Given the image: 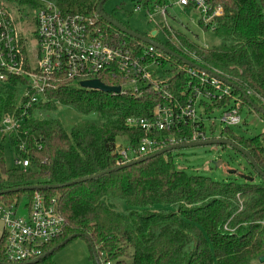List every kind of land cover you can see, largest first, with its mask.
I'll return each mask as SVG.
<instances>
[{
  "label": "trees",
  "instance_id": "trees-1",
  "mask_svg": "<svg viewBox=\"0 0 264 264\" xmlns=\"http://www.w3.org/2000/svg\"><path fill=\"white\" fill-rule=\"evenodd\" d=\"M45 1L54 3L65 14L82 15L96 22L103 30L107 29L115 45L129 43L140 49L139 45L143 44L97 13L102 0ZM166 2L144 0L143 4L157 12ZM40 3L41 0H0L8 14L13 10L28 20L35 19ZM209 4L212 11L221 7L223 12L215 18L211 29L220 40L218 45L203 46L197 39L165 23H161L160 29L166 40L163 43L154 40L233 83L234 87H229L221 99L211 103L201 101L206 115L216 109L235 107L248 108L250 113L253 110L264 119L250 103L264 111V1L210 0ZM15 22L18 28L19 21ZM199 22L204 29H210ZM18 36L25 50L27 38L22 30ZM160 52L166 56L162 57L163 66L169 64V68L160 73L158 85L147 86L142 96L83 89L75 80L62 79L56 89L48 90L45 102L41 100L27 108L31 97L27 78L10 76L0 80V201L19 205L21 202L15 200L22 197L30 200L36 191L22 188L58 185L56 189L38 191L49 197L56 196L59 211L66 220L61 237L45 245L44 254L53 250L52 254L41 262L54 264L52 255L57 250L82 237L88 242L93 264H264L260 261L264 256V132L249 138L225 127L218 135L208 137L236 143L251 155L263 173L234 149L252 171L247 174L236 170L235 178L223 181L177 168L173 151L99 175L122 165L116 153L118 137L131 149L139 146L143 132L128 126L129 118H150L156 106L166 103L170 94L181 101L186 98L182 92L189 91L190 66ZM100 80L106 85L121 84L120 79L110 75L100 76ZM165 90L169 94L164 96ZM66 107H73L83 115L96 114L100 120L97 123L80 121L68 134L58 115L59 109ZM8 115L18 120L17 130H4ZM195 130L207 133L202 122L190 121L180 130L161 132L158 137L173 135L191 139ZM18 131L19 134H14ZM21 139L26 143L24 149L20 147ZM6 140L18 155L29 160L27 171L7 167L3 145ZM94 175L99 176L68 184ZM238 175L243 182L237 180ZM15 188L20 190L4 192ZM3 263L7 261L1 238L0 264Z\"/></svg>",
  "mask_w": 264,
  "mask_h": 264
},
{
  "label": "built area",
  "instance_id": "built-area-1",
  "mask_svg": "<svg viewBox=\"0 0 264 264\" xmlns=\"http://www.w3.org/2000/svg\"><path fill=\"white\" fill-rule=\"evenodd\" d=\"M209 1L177 0V4L192 7L199 13L202 23L213 30L215 18L222 13V9L217 7L212 11ZM157 11L165 19L167 5ZM35 19L37 42L34 52L39 63L38 70L28 71L21 66L23 49L15 23L0 4V80H5L8 75L27 78V88L31 92L27 108L38 102L40 95L50 89L51 80L56 78L75 80L80 86L82 81L100 80V76L110 75L124 82L129 91L139 90L145 83L158 85L163 55L157 48L145 43L139 45L140 49L129 43L130 46L126 43L115 45L107 29L103 30L96 22L89 21L82 15L65 14L54 3L45 0H41ZM27 41L26 49L29 48L32 52V43ZM189 68V91L186 89L187 92H182L186 95L184 101L175 99L170 94L169 100L157 105L150 118L132 117L127 120L128 126L139 128L143 132V137L135 149L117 146L116 153L123 164L171 145L208 139L207 133L200 130H195L191 139L173 135L158 137L161 132L180 130L190 121L204 124L197 105L202 100L211 102L221 99L228 93L229 86H222L217 78ZM163 94L165 96L169 93L165 90ZM240 113L235 107L224 109L220 116L221 124L226 127L240 124ZM4 127L14 131L20 124L8 115L4 119ZM24 146L25 143H21V147ZM16 164L23 171H27L30 166L29 160L23 157L16 159ZM0 224L3 227L1 238L5 259L7 263L19 264L41 256L46 244L61 237L66 220L59 211L55 196L49 197L35 191L27 204V213L23 216L17 214L15 203L9 205L0 201Z\"/></svg>",
  "mask_w": 264,
  "mask_h": 264
},
{
  "label": "rangeland",
  "instance_id": "rangeland-1",
  "mask_svg": "<svg viewBox=\"0 0 264 264\" xmlns=\"http://www.w3.org/2000/svg\"><path fill=\"white\" fill-rule=\"evenodd\" d=\"M143 1L144 0H106L103 4V10L106 14L112 15L116 20L124 23L128 28H130L133 31L137 30L149 34L154 31H157L155 38L162 43L166 40V37L164 36L162 30L160 29V25L161 23H167L173 29L179 30L182 33H185L188 36L192 37L193 39H197V41L203 46L213 47L219 44L220 40L217 37V35L211 29L206 30L200 25L199 13L196 10H194L192 7H181L177 4V0H167L166 2L167 12L165 14V19H164L161 12L159 11L156 12V11H152L151 9L145 8ZM6 12L8 14L7 10ZM10 14L9 16L12 17L14 22L15 20L19 21L18 23L19 25L17 28L18 31L22 30L23 36L32 43V47H31L32 52L28 50L29 48L25 50H21L22 57L24 58L21 66L22 68H25L28 71L38 70L39 58L34 52V48H36V42H37L36 39L37 35L35 33L36 19L33 20L32 17V19L28 20V18H24L16 14L15 11L13 10H10ZM25 23L28 25H26ZM15 26H16V22H15ZM25 47H27L26 44ZM166 54L167 53H165V55ZM164 57L166 58V56L163 55V58ZM166 68H169V64L162 66L160 68V71L162 72ZM10 76H14V75H8L5 80H7ZM60 81L61 78H56L55 80L54 79L51 80L50 82L51 87L53 89H56L60 85L59 84ZM151 84L152 83L142 84L139 90L136 91L127 90L126 86H124L125 83L122 81L121 84L119 85H113V84L111 85L107 84V85L111 87L119 86L120 88L123 89L122 91H120V93L135 97V96H142L144 89ZM47 93L48 91H46L45 94L40 95V99L38 100L37 103H39L41 100L45 102L44 99H47L48 97ZM205 101L207 103H211L210 101L207 100ZM197 109H198V113L203 116V121L208 137H211L214 133L218 135L220 131L226 127L220 122V116L223 110L216 109L210 115H206L205 107L201 105V103L197 105ZM237 109L239 110V112L240 110H242L240 113L242 122L238 125L230 126V129L234 132V134L243 135L245 137L250 138L264 132V119H262L255 111L252 110L250 113L248 108H243V109L237 108ZM58 115L64 129L67 131L68 134H71L73 127L80 121L86 120L97 123L100 120V117L96 114L83 115L73 107L60 108ZM5 130L6 132L11 131L8 129V127H5ZM19 131L14 134H19ZM27 132L28 131H26L25 134H27ZM33 139L36 138L33 137ZM21 141H22L21 143H25L23 139H21ZM187 142H194V141H186L184 143ZM21 143H20V147H21ZM3 145H4L5 162L7 167L19 168V166L16 164V159L21 158L23 156H20L15 152L14 148L8 142V140H6ZM117 145H121L122 147L127 146L125 140L121 137H118ZM24 147H21V149H24ZM172 154L177 168L184 169L189 174H198L202 176H207L218 181L226 180L228 177L235 178L234 172L236 170H239L240 172H244L247 174L250 171H252V168H250L245 158L240 153L234 151L232 147H226L225 149H222L221 146H198V147L177 149L174 150ZM236 178L240 182L244 181V179L239 175L238 177L236 176ZM15 202L17 203L21 202L19 204V207L17 205V214L20 216L26 215L27 203L29 202V199L22 197L18 201L15 200ZM2 232H3V227L0 224V238L2 236ZM57 244H53V245L55 246ZM46 246L44 248H46ZM44 253L45 252H43L41 256L44 255ZM52 261L54 264H93L90 258V249L88 242L85 238L82 237L74 238L64 247L57 250L52 255ZM29 262H31V260L19 264H26ZM40 264H45V263L41 262Z\"/></svg>",
  "mask_w": 264,
  "mask_h": 264
},
{
  "label": "water",
  "instance_id": "water-1",
  "mask_svg": "<svg viewBox=\"0 0 264 264\" xmlns=\"http://www.w3.org/2000/svg\"><path fill=\"white\" fill-rule=\"evenodd\" d=\"M106 0H102L97 7V13L109 24L113 25L114 27H116L117 29H119L121 32H123L124 34L142 41L145 44L151 45L155 48H157L158 50H161L181 61H183V63L187 66L193 67L195 69H198L200 71H202L205 74H210L212 75L214 78H217L218 80H220L221 82L225 83L226 85H228L229 87H234L233 83H231L230 81H228L225 77L219 75L218 73L215 72H210L207 69L197 65L196 63H193L185 58H183L182 56H180L179 54L175 53L174 51H172L171 49H169L168 47L164 46L161 43H158L154 40V37L156 36L157 31H154L151 33L150 36H146L143 34H140L136 31L131 30L128 27L123 26L122 24H120L119 22H117L116 20H114L110 15L106 14L103 10V4ZM80 87L83 89H91V90H98L104 93H113V94H118L121 91V88L118 87H111L108 86L106 84H104L102 81L98 80V79H94V80H88V81H82L80 82ZM246 98L248 99L247 95H245ZM251 105L254 107V109L258 112H261L264 115V111L259 108L258 106H256L255 104H253L252 102H250ZM214 145H227L228 147H232L233 149H236L237 151H239L241 154L245 155L246 157H248V159L252 162V164L254 165V167L257 169V171L259 173H263L257 166V164L254 162L253 158L251 157V155L242 147H239L236 143L230 141L229 139L226 138H216V139H207L204 141H195V142H187V143H182V144H176V145H171L165 148H162L150 155H147L143 158L140 159H136L127 163H124L114 169H110V170H106L103 171L101 173H99V175H102L104 173H109L112 172L114 170H120L122 168L128 167V166H132L134 164L140 163L142 161H145L147 159L159 156V155H163L167 152H171L177 149H181V148H190V147H198V146H214ZM99 175H94V176H89L87 178H83V179H78L75 180L73 182H70L68 184L71 183H78V182H83L89 179H93L96 178ZM248 178V177H247ZM47 188H58V185H37V186H28V187H24L22 188V190H43V189H47ZM19 188H15V189H10L4 192H17L19 191ZM92 247V251L94 253V255H96V249L94 247L93 244H91ZM53 250L48 251L46 254L42 255L41 257L35 259L34 261H31L29 263L26 264H37L39 262H41L44 258H46L48 255L52 254ZM260 261L264 262V256L261 257ZM3 264H10V263H3Z\"/></svg>",
  "mask_w": 264,
  "mask_h": 264
},
{
  "label": "crops",
  "instance_id": "crops-1",
  "mask_svg": "<svg viewBox=\"0 0 264 264\" xmlns=\"http://www.w3.org/2000/svg\"><path fill=\"white\" fill-rule=\"evenodd\" d=\"M151 35V33L149 34V36ZM155 38V37H154ZM156 41V40H155Z\"/></svg>",
  "mask_w": 264,
  "mask_h": 264
}]
</instances>
